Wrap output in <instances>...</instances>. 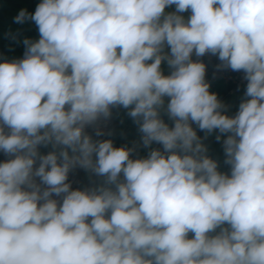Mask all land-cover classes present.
I'll return each instance as SVG.
<instances>
[{
	"label": "clouds",
	"instance_id": "obj_1",
	"mask_svg": "<svg viewBox=\"0 0 264 264\" xmlns=\"http://www.w3.org/2000/svg\"><path fill=\"white\" fill-rule=\"evenodd\" d=\"M28 21L0 62V264H264V0H41ZM206 54L244 74L235 114ZM115 107L146 157L86 131ZM76 168L102 182L73 189Z\"/></svg>",
	"mask_w": 264,
	"mask_h": 264
},
{
	"label": "crops",
	"instance_id": "obj_2",
	"mask_svg": "<svg viewBox=\"0 0 264 264\" xmlns=\"http://www.w3.org/2000/svg\"><path fill=\"white\" fill-rule=\"evenodd\" d=\"M41 0H0V62L4 60H15L23 58L25 45L23 40L25 38L31 40H37L39 38V32L34 22L28 21L23 24L14 22V17L20 12L21 9H26L29 13H33L38 3ZM172 11L174 9H168ZM185 18L190 15V12L183 14ZM167 51V49H166ZM162 70L165 75L169 74L170 69L167 63H162ZM210 91L218 95V98L225 104L226 111L229 115L235 114L238 110V105L241 99L244 97L245 88H242L238 92H231L229 87L221 82H209ZM167 103V99L165 100ZM163 119L171 126V121L168 120L167 115H163ZM196 128V125H193ZM197 134L200 137H204L205 133L196 128ZM217 133H213L207 136L203 140L207 146V154L217 160L219 170L222 172H229V166L224 164V151L222 147V140L217 141L215 139ZM140 133L138 132V126L133 122L132 118L127 115V110L121 107H115L113 110V127L109 134L105 136L96 137L94 139H111L115 147L127 146L135 148L133 157H146L150 149L144 148L140 143ZM152 148H162L161 145L153 144ZM51 145L48 147L41 146L39 151L41 154H47L51 151ZM8 157L0 151V163H3ZM80 175L81 181L79 189L95 186L102 182V178L96 177L94 174L85 171L81 168L73 170ZM191 233L189 238H191Z\"/></svg>",
	"mask_w": 264,
	"mask_h": 264
},
{
	"label": "built area",
	"instance_id": "obj_3",
	"mask_svg": "<svg viewBox=\"0 0 264 264\" xmlns=\"http://www.w3.org/2000/svg\"><path fill=\"white\" fill-rule=\"evenodd\" d=\"M193 59H199L206 65V80L208 82H221L225 85H227L231 92H238L242 88H245L246 81L243 79V72H235L231 69H218L217 65L220 64V61L217 56H214L212 54H206L203 57L197 58L195 55H193ZM113 110L110 118L107 120L101 119L98 122V126L103 130L104 135H107L110 133L112 127H113ZM86 131L91 134L95 135L94 127L89 126ZM69 181L72 184L73 189H77L80 185V175H78L76 172L71 171L69 173Z\"/></svg>",
	"mask_w": 264,
	"mask_h": 264
}]
</instances>
